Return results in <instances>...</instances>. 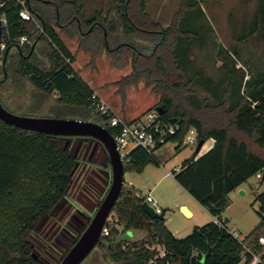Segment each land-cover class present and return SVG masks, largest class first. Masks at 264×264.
<instances>
[{
  "label": "trees",
  "instance_id": "16d2710c",
  "mask_svg": "<svg viewBox=\"0 0 264 264\" xmlns=\"http://www.w3.org/2000/svg\"><path fill=\"white\" fill-rule=\"evenodd\" d=\"M148 1L110 0L105 13L99 9L86 17L75 0H0L7 50L0 72L6 79L16 78L17 84L30 81L44 94L56 91L53 110L58 116L89 120L93 116L101 123L103 116L91 107L94 89L74 68L75 55L55 27L70 37L77 36L79 48L92 56L105 49L115 59L119 54L130 58L132 72L119 81L121 92L124 96V88L141 78L147 85L153 84L161 95L155 108L162 107L163 120L181 123L180 132L167 142L181 139L190 126L197 128L203 145L214 139L206 152L199 155L201 148H196L183 161L175 180L224 226L212 220L194 227L185 237H177L164 219L153 218L143 207L145 197L124 185L113 208L124 229L119 232L106 222L109 234L102 235L97 246L104 249L111 264H197L202 260L203 264H249L251 253L232 235L222 212L231 191L258 172L264 173V73L251 77L240 94L242 83L228 66V79L211 90L217 98L214 103L182 102L183 94L193 93L189 85L194 79L185 81L182 73V51L189 49L184 38L188 40L193 32L182 28L178 20L187 8L200 12L201 7L197 0H185L182 10L163 27L147 10ZM24 6L34 16L31 20L20 16ZM22 36L30 43L20 44ZM225 52L222 48L220 59ZM109 131L114 134L110 127ZM72 138L80 137L27 130L0 119V264H45L35 255L29 236L69 194L78 164V156L67 145ZM179 148L181 143L176 146ZM154 153L135 147L125 161V172L142 171L155 160ZM256 201L263 225L264 190ZM126 230L144 231L145 235L125 238L122 233ZM259 235L250 246L255 252L263 249L264 257ZM154 241L164 246L163 256L150 247Z\"/></svg>",
  "mask_w": 264,
  "mask_h": 264
},
{
  "label": "rangeland",
  "instance_id": "374dc122",
  "mask_svg": "<svg viewBox=\"0 0 264 264\" xmlns=\"http://www.w3.org/2000/svg\"><path fill=\"white\" fill-rule=\"evenodd\" d=\"M75 1L86 17L93 15L99 7H104L105 11L110 3V0ZM184 1L149 0L147 10L153 20L165 27L182 10ZM197 2L201 7V13L197 8H187L178 20L182 28L193 32L188 40L184 38L183 44L189 43L188 51H182L184 61L182 73L185 81L194 79L189 85L193 93L183 94L181 100L184 102L187 99L192 104H199L202 101L212 104L217 98L213 97L211 90L221 80L228 79V66H232L236 79L242 83L240 94L245 92L246 82L251 77L264 73V0H197ZM55 28L59 34L67 38V44L72 47L71 52L75 55L73 63L77 65L78 62L79 65L77 69L75 66L74 68L85 81L93 85L94 92L102 104L113 112L125 116L127 115L124 109H137L138 115L158 105L160 93L153 89V84L147 85L144 78L136 84H128L124 88L123 96L119 81L132 72L130 58H126V55L119 54L115 59L104 49L96 56H92L79 48L77 36L70 37L61 32L60 28ZM37 29H42L40 23H37ZM222 48L227 55L220 59ZM2 51H5L4 41ZM11 51H15V48H11ZM41 58L47 60L43 55ZM199 71L200 77L197 76L200 74ZM102 92L107 98L102 97ZM56 96V91L44 94L30 81L25 80L17 84L16 78L6 79L0 72V101L12 112L73 118L70 115L58 116L54 112ZM236 98L238 97L235 94L234 99ZM94 119L93 116L90 118L93 121ZM67 145L78 156L69 194L29 236L35 255L45 264L60 263L62 256L93 216L111 181L106 151L97 140L85 137L72 138L67 141ZM176 145L175 141L163 145L154 153L155 160L146 164L142 171L127 170L124 174V185L141 197L150 193L158 206L166 209L164 217L166 226L175 236L185 237L194 227L212 221L213 217L175 180V174L181 169L183 161L192 156L197 144L181 145L179 149L175 148ZM134 148L135 146L130 144L126 151ZM168 172H171V175ZM243 188L245 194H241L239 190L229 193L222 219L228 229L236 230L241 237H248L245 243L253 251L250 246L252 239L256 235L264 234V224L260 225L261 216L256 201V196L264 190V179L253 175L243 184ZM180 203L190 206L195 215L187 216L178 207ZM172 209L176 212H172ZM107 223L110 228L115 227L119 232L124 229V225L117 220L113 210ZM122 235L129 239H139L145 232L126 230ZM150 247L156 249L159 256L165 253L164 246L156 241L152 242ZM104 253V249L97 246L81 264H111L104 257Z\"/></svg>",
  "mask_w": 264,
  "mask_h": 264
},
{
  "label": "water",
  "instance_id": "95a60500",
  "mask_svg": "<svg viewBox=\"0 0 264 264\" xmlns=\"http://www.w3.org/2000/svg\"><path fill=\"white\" fill-rule=\"evenodd\" d=\"M3 23L2 14L0 10V61L5 62L7 50H3ZM161 113L163 109L161 106L157 107ZM0 119L15 125L17 127L44 132L51 135L64 137H88L97 140L105 149L107 159L111 170V181L109 188L97 206L93 216L87 223L86 227L78 235L73 245L62 256L59 264H81L98 245L102 231L113 210L125 184V163L120 156L117 144L109 129L103 124L82 118H68V117H50V116H34L18 114L7 109L0 101ZM204 141L200 140L197 145V150L201 148ZM264 179V173L262 176ZM239 192L244 194L245 191L240 189ZM143 207L153 218L164 219L165 209L160 213L148 204L143 202ZM182 211L189 215V210L184 206ZM203 264V260L200 263Z\"/></svg>",
  "mask_w": 264,
  "mask_h": 264
},
{
  "label": "built area",
  "instance_id": "2783aa9c",
  "mask_svg": "<svg viewBox=\"0 0 264 264\" xmlns=\"http://www.w3.org/2000/svg\"><path fill=\"white\" fill-rule=\"evenodd\" d=\"M19 14L24 20H31L34 18L32 13L27 7H22L19 10ZM2 23L5 25V18L2 15ZM20 44L22 43H30L27 36H22L18 40ZM92 111L94 113L100 114L103 116V121L101 124L109 127L114 131L113 138L117 144V149L119 150L120 156L123 159L124 163L128 159V154L130 151H126L127 147L130 144H133L135 147H141L145 149L148 153L152 154L159 150L160 146L162 147L167 141L176 136L181 130L180 120L174 122H167L163 120L161 117L162 113L157 110V108H151L143 112L142 114L131 118L126 119L123 115L117 114L113 112L109 107L105 106L97 97V94L94 92L92 95V103H91ZM199 133L196 127L190 126L186 132L183 133L181 139L175 140L177 145L181 143V145L194 144L198 145L199 143ZM171 175V172H168ZM263 172H258L256 176L261 178ZM145 201L151 205L156 212L160 213L162 208L158 206L157 202L154 200L152 195L149 193L145 196ZM215 223L220 226H224L223 221L214 217ZM230 232L234 237H236L245 247V249L251 253L252 259L249 264H260L264 263L263 257V249L255 252L252 251L246 245V237H241L238 235V232L234 229H231ZM109 234V227L107 225L104 226L102 235ZM258 242L264 248V234L259 235Z\"/></svg>",
  "mask_w": 264,
  "mask_h": 264
},
{
  "label": "crops",
  "instance_id": "0c3cea01",
  "mask_svg": "<svg viewBox=\"0 0 264 264\" xmlns=\"http://www.w3.org/2000/svg\"><path fill=\"white\" fill-rule=\"evenodd\" d=\"M99 9H103L104 10V7H99L98 9H96V11L97 10H99ZM107 9V8H106ZM104 13H105V11H103ZM86 16V15H85ZM167 26V25H166ZM60 37L62 38V40L64 41V43L66 44V46L69 48V50L71 51L72 50V47H69L68 46V44H67V41H66V37L65 36H63L61 33H60ZM75 63V62H74ZM74 63H73V66H75V68L77 69L78 68V62H77V65H74ZM93 89H94V87H93V85L92 84H90L88 81H86ZM101 95H102V97L103 98H107V96L102 92L101 93ZM115 99H117V97L115 98ZM118 100V99H117ZM123 111V110H122ZM124 113L127 115V116H125V115H123L126 119H131V118H134V117H136V116H138V115H140V114H138L137 115V109H124ZM134 115L133 117H128V115ZM136 115V116H135ZM213 143H214V139L213 138H210L209 140H207L206 142H205V148L203 149V147L204 146H202L201 147V150H200V152H199V155L200 154H202V153H204V152H206L208 149H210L211 147H212V145H213ZM177 146V145H176ZM176 148V147H175ZM161 149V148H160ZM159 149V150H160ZM107 157V156H106ZM245 183V182H244ZM243 183V184H244ZM243 184H241V186H239L238 188H236L235 190H233V191H237V190H240V189H243L244 191H245V189L243 188ZM233 191H231V192H233ZM230 192V193H231ZM245 193H246V191H245ZM244 193V194H245ZM186 207L188 210H189V212H190V214L189 215H191V216H194L195 215V212H194V210L190 207V206H186L184 203H180L179 205H178V207H180L181 208V210H182V208L183 207ZM205 208V207H204ZM206 209V208H205ZM165 212H166V209H165ZM172 212H176V210H174V209H172ZM189 215H187V216H189ZM213 217V216H212ZM213 220H214V217H213Z\"/></svg>",
  "mask_w": 264,
  "mask_h": 264
},
{
  "label": "flooded vegetation",
  "instance_id": "af4514ba",
  "mask_svg": "<svg viewBox=\"0 0 264 264\" xmlns=\"http://www.w3.org/2000/svg\"><path fill=\"white\" fill-rule=\"evenodd\" d=\"M3 64V63H2Z\"/></svg>",
  "mask_w": 264,
  "mask_h": 264
}]
</instances>
